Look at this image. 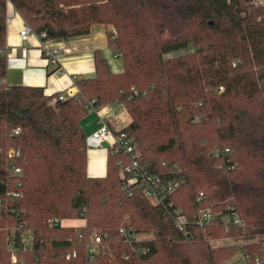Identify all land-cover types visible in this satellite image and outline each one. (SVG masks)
Segmentation results:
<instances>
[{"label":"trees","instance_id":"16d2710c","mask_svg":"<svg viewBox=\"0 0 264 264\" xmlns=\"http://www.w3.org/2000/svg\"><path fill=\"white\" fill-rule=\"evenodd\" d=\"M260 1L0 0L3 52L9 2L35 33L52 41L88 36L95 25L112 26L108 44L123 61V71L113 74L96 53L95 76L77 80L75 96L52 104L42 87L7 86L6 57L0 54V198L6 207L0 218V264H81L82 255L71 261L64 256L82 254L78 236L86 240L92 231L111 242L113 256L101 257L99 264H222L226 259L227 252L211 249L205 240L224 235L221 227L191 228L187 241L141 192L128 196L118 155L108 153L104 178L87 175L80 121L88 100L98 109L112 103L125 109L130 122L120 131L137 144L140 162L164 183L180 182L171 196L174 206L191 218L194 197L203 191L206 199L200 206L207 202L222 213L234 207L245 221V230L232 229L229 235L258 237L264 245ZM188 48L195 50L168 57ZM15 129L19 133L13 136ZM214 149L221 151L218 158ZM10 150L18 153L19 187L7 173ZM7 192L18 197H6ZM50 219L83 220L84 225L54 227ZM122 226L152 235L136 245L148 248L145 254L120 243ZM28 232L32 237L24 248ZM9 240L14 241L16 262ZM242 251L250 258L264 252L260 247Z\"/></svg>","mask_w":264,"mask_h":264},{"label":"built area","instance_id":"2783aa9c","mask_svg":"<svg viewBox=\"0 0 264 264\" xmlns=\"http://www.w3.org/2000/svg\"><path fill=\"white\" fill-rule=\"evenodd\" d=\"M11 4L8 2L7 6ZM12 6V5H11ZM18 16V12H16ZM19 17H21L19 15ZM22 18V17H21ZM18 40L20 43H26L31 39L38 42L37 49L40 53V57L45 63V65H50L55 68L56 73H60L59 67V56L61 48L58 47L54 41L46 39L45 33L37 34L32 28L24 21L22 18V27L19 29ZM6 51H1L0 54H4L5 57L11 53L16 56L19 52L18 46H11V48L5 47ZM30 54L27 49H22V56ZM219 91L223 88L219 87ZM77 92H58L56 94H51V103L57 101H64L68 97H73ZM136 95V92H134ZM84 108L87 113H95L98 118V128L94 131L88 138H86L87 148L90 146L100 147L101 145L107 143V149L111 154H116L119 156L117 165L119 169V177L123 183V191L131 196L135 191L141 192L142 196L154 207L162 209L167 218L172 222L174 229L180 232L187 241L192 239L191 228H197L204 232L208 228L221 227L225 231L231 229H241L245 230V221L239 216L238 212L234 207L228 208L226 213L215 212L206 202V206H200L206 199L203 191H199L195 197L196 209L192 214L191 218L187 214L183 213L182 210L174 206L171 201V196L179 188L180 182L178 180L170 181L164 183L162 178L155 174L149 173L147 166L140 162V151L137 144L127 136L125 132L113 131L109 126L107 118L101 113V109L95 108L94 101L88 100L84 102ZM19 129L13 131V136L18 135ZM228 151V150H226ZM213 156L218 158L221 155L219 149L213 150ZM18 153L14 150L8 152V159H6L7 173L9 176L15 177V184L19 187L20 181L19 177L22 174V170L16 164L14 157H17ZM10 196L13 198L18 197L16 192H7L6 197ZM210 203V202H209ZM216 201H211V204H215ZM6 207L4 200L0 198V218L2 214L5 213ZM49 224L51 226L65 227L63 220L50 219ZM117 236L121 244L130 246L134 252H141L145 254L148 251L146 247H136L137 244L147 243L150 238L144 234H138L132 230L122 226L117 231ZM32 237V236H31ZM31 237L28 235V239L22 238L23 247H28L31 241ZM78 241L82 243V254L74 251L73 253L66 254L65 260L71 261V259H76L82 255L83 262L81 264H99L101 257L107 254L112 257L113 253L110 251L111 242L108 236L99 232L92 231L89 233L88 238L84 240L82 235L78 236ZM14 241H8V248L11 251V260L16 262L15 249L13 248ZM127 253L123 254L124 258H127ZM225 264H264V252L260 256H255L250 258L248 256L242 255L239 261L227 262Z\"/></svg>","mask_w":264,"mask_h":264},{"label":"crops","instance_id":"0c3cea01","mask_svg":"<svg viewBox=\"0 0 264 264\" xmlns=\"http://www.w3.org/2000/svg\"><path fill=\"white\" fill-rule=\"evenodd\" d=\"M21 27L22 18L16 15L13 6H7L5 46L8 48L18 46L17 51L19 52L16 56L9 53L6 57L5 84L7 86L42 87L46 96L58 92L75 93L78 91L75 85L77 80L95 76L94 55L96 53L105 60L111 73L118 74L123 71L122 58L115 55L108 44L107 32L111 30L109 27L95 25L88 36L67 41H54L61 48L60 73H56L53 66L45 65L39 55L36 40L31 39L26 43H20L17 33ZM22 49H27L30 54L23 57ZM101 113L107 118L113 131L123 129L130 122L125 109L117 103L104 107ZM80 126L85 137L88 138L98 128L97 114H86L81 119ZM95 152H97L98 159L96 168L91 164L92 155L90 153L87 155L86 151L87 175L91 178H104L107 173V155L109 153L107 143L96 147Z\"/></svg>","mask_w":264,"mask_h":264},{"label":"rangeland","instance_id":"374dc122","mask_svg":"<svg viewBox=\"0 0 264 264\" xmlns=\"http://www.w3.org/2000/svg\"><path fill=\"white\" fill-rule=\"evenodd\" d=\"M260 2L262 3L263 1L261 0ZM102 26H105V25H102ZM105 27H109L110 29H112V26H110V25H106ZM194 50H195L194 48H188L187 50H184V51H179L176 53L169 54L168 57L183 55L187 52H192ZM86 114H88V113H86ZM91 147H92V149H91ZM95 148L96 147L90 146L87 149V155H89V153H90V155H92L91 164L94 168H96L98 165L97 152H95ZM181 197H184V196L181 195L180 198ZM216 211L218 212V210H216ZM68 220H77V219H68ZM63 224L65 226L68 225V226H73V227H82L84 224V221L83 220L67 221V219H64ZM8 230L10 232H13L14 229L9 228ZM213 231H215V230H213ZM221 231L224 233V235L222 234V235H218V236L210 237V238L205 237V240L211 249H213V250H224L225 252H227L226 259L222 262V264H225L227 262L239 261V259L243 255L242 249L245 247H251L254 250H257V248L260 247L264 250V245L258 237H255L253 239H244L242 236L229 235L230 232L232 231V229L229 230L228 232L225 231L224 229H222ZM143 234L150 239L152 238V235H150V234H147V233H143ZM28 235H29V237H31V234L29 232L27 234L24 233L23 237L28 239L27 238Z\"/></svg>","mask_w":264,"mask_h":264}]
</instances>
